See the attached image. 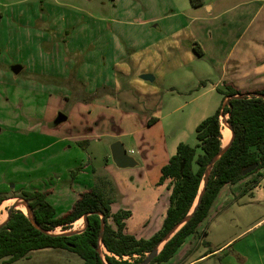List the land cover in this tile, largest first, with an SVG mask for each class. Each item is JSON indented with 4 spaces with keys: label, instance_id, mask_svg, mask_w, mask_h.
<instances>
[{
    "label": "rangeland",
    "instance_id": "rangeland-1",
    "mask_svg": "<svg viewBox=\"0 0 264 264\" xmlns=\"http://www.w3.org/2000/svg\"><path fill=\"white\" fill-rule=\"evenodd\" d=\"M235 2L0 0V191L18 194L22 190H48L46 200L55 209V216H61L72 208L79 197L77 191L99 184L97 178L106 176V189L113 188L110 195L115 200L111 204L113 208L138 207L135 221L141 222L145 215L153 216L148 227L149 231L154 228L158 220L155 216H159L162 206L153 205L151 192L140 179L139 170L147 166L152 172L158 164V155L167 150L173 138L196 146L197 125L222 103L224 96L220 90L226 88L227 82L219 81V67H215L210 53L212 42L204 35L209 25H218L219 21L209 23L205 17H210V10L216 14ZM172 12L176 13L174 17L167 18ZM155 16L162 17L161 28L156 31L148 23ZM170 23L176 27L173 36L168 28ZM186 24L189 26L182 28ZM189 36L195 39L194 47L200 45L199 59H190L185 52ZM257 37L264 40V9L242 42L252 38L257 41ZM173 41L179 49L175 56L180 59L171 57ZM219 54L217 50L216 55ZM16 62L26 66L21 73L12 71ZM117 66L130 73L129 78L135 81L133 85L144 90L148 86L160 89L157 96L137 97L148 114L159 120L132 137L119 139L127 149H134L140 161L135 168L111 167L114 162L110 146L115 138L92 137L87 145H82V139L73 136L84 132L90 121L86 114L89 105L85 103L91 95L86 92L95 93L99 89L102 93L93 100L104 97L111 88L108 78ZM151 69L157 79L149 84L140 75ZM191 79L194 88L181 94L171 91L172 86L179 88ZM216 83L218 89L207 90ZM213 106L216 110H210ZM203 115L206 116L201 120ZM133 117L135 122L131 125L130 118L128 128L143 125L137 115ZM221 121L225 129L224 119ZM162 142H166L165 146ZM106 165L110 166L106 168ZM99 169L106 175L97 173ZM162 199L168 205V200ZM17 200L16 197L4 203L0 220L8 206ZM237 207L225 212L236 230L264 211L257 204L252 210L237 212ZM17 209L27 213L24 205ZM109 222L113 223L111 217ZM83 226L80 219L70 229ZM62 231V227L55 229L57 233ZM6 260L0 264H84L77 253L52 247L34 250L11 263ZM199 264H213V259Z\"/></svg>",
    "mask_w": 264,
    "mask_h": 264
},
{
    "label": "trees",
    "instance_id": "trees-1",
    "mask_svg": "<svg viewBox=\"0 0 264 264\" xmlns=\"http://www.w3.org/2000/svg\"><path fill=\"white\" fill-rule=\"evenodd\" d=\"M194 49L199 55L202 54L199 45ZM220 92L224 99L230 95L245 93L230 85H226V88ZM254 92L264 94V86L249 91L250 96L230 99L223 108L225 114H230L228 120L235 132L234 141L223 156L214 163L206 191L192 218L164 244L149 264H161L173 257L186 237L196 232L200 222L206 218L224 185L236 183L250 175H255V180L260 178L259 171L264 168V98L253 95ZM101 93L98 89L89 99ZM222 103L212 115L207 116L197 125L195 130L197 145L191 146L180 142L176 153L162 167L159 184L170 179L168 187L171 193L168 196V207L162 226L151 237L138 238L126 232L125 220L131 216V211L120 209L112 212L111 204L115 200L110 195L113 188L108 191L106 176H99L97 178L99 184L80 193L72 208L61 216H55V209L46 200L48 190L19 192L16 197H23L28 201L37 222L46 230L54 231L57 227H62L64 231L68 230L74 222L90 213L88 223L80 233L50 235L37 229L22 210L14 208L7 223L0 228V262L7 259L6 261L11 263L28 256L34 250L52 247L77 253L84 260V264H105L97 251L101 231L99 213H102L105 218L102 242L108 252L104 253L107 263L141 264L158 242L192 209L206 168L222 147L220 117ZM152 121L154 120L150 119L148 122ZM182 163L183 167H181ZM254 164H257L254 170L243 174L245 169ZM13 197L15 196L0 194V205L4 200ZM110 217L113 223L109 222ZM124 256L134 260L122 259Z\"/></svg>",
    "mask_w": 264,
    "mask_h": 264
},
{
    "label": "crops",
    "instance_id": "crops-1",
    "mask_svg": "<svg viewBox=\"0 0 264 264\" xmlns=\"http://www.w3.org/2000/svg\"><path fill=\"white\" fill-rule=\"evenodd\" d=\"M263 9L264 0H236L234 4L216 14H214V11L212 12V10H210V17H205L209 19V23L214 20L219 21L218 25L215 24L214 26L211 24L207 30H204V35L212 42L210 53L213 56L215 67H219V81L223 80V82H227L226 85L233 86L242 92H249L264 86V40H260L257 37V41H254V38H252L242 42L249 32L250 26ZM175 14V12H172L167 18L174 17L173 15ZM226 15L227 19L225 20L224 17ZM161 19L162 17L155 16L148 23L156 31L157 28H161ZM173 25L174 23H170L168 26L171 30V36H173V33L176 31V27ZM188 26L189 25L186 24V26L184 25L182 28H187ZM188 38L190 42L184 47L186 49L185 52L188 53L190 59H199L201 54L199 55L196 53L193 46L195 42L193 40L195 39L190 36ZM170 48L172 50L171 57L180 59V57L175 56L179 51L176 42L173 41ZM217 50L220 52L218 55L219 57L216 55ZM16 64L20 63L16 62ZM25 68L26 66L22 65V69L19 73ZM145 73L153 74V81H156L157 76L153 69L145 70L141 75ZM129 76L130 73L127 70L122 71L119 70V68L116 69L108 78L107 82L111 88H109L104 97H99L94 100L92 98L88 103H85L89 105L86 114L90 116L87 117L90 121L88 122L87 128L84 129V132L73 135L74 138L82 139L80 142L82 145H87L92 137L102 139L104 136H111L115 138V141L119 140L121 137H132L137 132L149 128L159 120V117L153 116L152 113L148 114L144 103L137 97L157 96L160 94V89L155 86H148L149 89L144 90L142 87L133 85L135 81L130 79ZM141 79L148 81L149 84L153 82L142 77ZM247 84L249 87H247ZM174 87H171V91L181 94L186 90L194 88L195 82L191 79L177 86L179 88ZM209 87H207V90L214 88L218 89L219 83L210 85ZM86 93L90 95L95 94L94 90H90ZM216 106L209 108L210 110H214L217 108ZM134 115L138 116L139 123H143V125L135 129H130L127 126L130 123V118L132 120L131 125L134 124ZM205 116L206 115H203L201 120ZM65 118H67V116ZM150 119L154 121L149 123L148 121ZM113 126L115 127L114 129H112ZM172 140L167 150L158 155V164L152 172L147 166L139 170L140 179L144 182L145 188H148L151 192L153 205L155 208H158L160 205L162 207L159 216H155L158 220H156L154 224L159 227L155 225L156 228L151 227L150 231L148 225L153 216L145 215L141 222H136L135 215L138 213L136 209L138 207L129 210L131 211V216L125 220L126 232L138 238L151 237L161 228L160 226H162L166 216L168 205L164 203L162 198L165 197L166 200H168V196L171 193L168 183L171 180L167 179L164 183L159 184V179L162 167L167 164L171 156L176 153L177 146L181 142L176 138ZM162 143L163 146H165L166 142ZM127 151L138 161L137 165H139L140 161L134 155V149H127ZM144 155H146V153H144ZM114 165L116 166L114 163L111 167H115ZM137 165L129 168H135ZM109 166L110 165H106V168ZM112 171L119 173L118 170L115 169ZM97 173L106 175L101 169L97 170ZM259 173L261 176L258 180H255V175H250L236 183L224 185L217 194L208 215L198 225L196 232L188 235L173 257L164 263L199 264L205 261L209 262L213 259V264H264V211L259 212V215L252 220L243 222L246 225L242 223V227H240L239 230L232 228L227 219L228 216L225 214L226 211L237 206V212L245 209L252 210L251 208H254L255 204L260 205V208L264 210V168H262ZM118 186L120 188L122 187L121 184ZM88 189H90V187H84L82 191H77V194L80 195V193ZM123 189L125 190V187H123ZM51 191H54V189L52 188ZM0 193L8 194L10 197L15 196L4 200L0 205V209L5 202L13 201L17 195V193H10V191H0ZM111 207L113 212L122 209L120 206L113 208V205H111ZM9 208L10 206H8V209ZM230 227L232 228L231 231L222 234L225 230L231 229Z\"/></svg>",
    "mask_w": 264,
    "mask_h": 264
},
{
    "label": "water",
    "instance_id": "water-1",
    "mask_svg": "<svg viewBox=\"0 0 264 264\" xmlns=\"http://www.w3.org/2000/svg\"><path fill=\"white\" fill-rule=\"evenodd\" d=\"M22 69V65L21 64H15L12 66V71L15 73H19ZM142 78L146 79V80H150L153 81L154 80V75L151 73H145L141 75ZM251 94L249 92H245L242 94H235V95H230L225 97L223 103H222V111H221V119H224V124L230 129L231 131V138L230 140L226 143V144H222L221 149L219 150V152L212 158V160L210 161V163L208 164L206 171L204 173V178L202 180L197 198L195 200V203L192 207V209L190 210V212L179 222L177 223L171 230L170 232L163 238L161 239L158 244L147 254L146 258L144 259V261L141 264H149L157 255L158 253L161 251V249L163 248L164 244L185 224L187 223L193 216V214L195 213V211L197 210L198 206L201 203V200L203 198V195L206 191V186L208 184L209 181V176L212 170V167L214 165V163L219 160L223 154L229 149V147L232 145L234 138H235V132L232 128L231 123L229 122L228 118L230 116V114H228V118H226V114L223 112V108L228 104L230 99H234V98H241V97H245V96H250ZM253 95L255 96H260L264 98V94L263 93H258V92H254ZM62 117L64 118V116L62 115ZM222 122V121H221ZM110 150H111V157L113 162L116 164V166H118L119 168H129V167H134L138 164V161H136V159L130 155L124 145V143L121 140H116L114 141L111 146H110ZM183 163L181 165V167H183ZM257 167V164H254L250 167H248L247 169H245L243 171V174H247L249 172H251L252 170H254ZM19 200H17L16 202H13V204L10 206V208L8 209V213L6 216V219L4 221H0V228L5 225L7 223V221L9 220V217L11 215L12 209L17 207H20L22 205L25 206V209L27 211L26 215L28 216V218L30 219V221L33 223V225L39 229L40 231H42L43 233L46 234H50V235H58V234H66V235H72L75 233H80L82 232L88 223V215L90 213L85 214L82 218L83 222H84V226L82 229H68V230H63L62 232H55L54 231H49L46 230L44 228H42L40 226V224L37 222L36 217L32 211V208L30 206V204L28 203V201L23 198V197H17ZM23 211V210H22ZM101 215V231L99 233V237H98V245H97V251L100 253V256L102 258V260L104 261L105 264H108L106 259H105V254L106 253L104 251V249L106 250V248L104 247V244L102 242V234L104 232L105 229V218L103 216L102 213H99ZM79 219V220H80Z\"/></svg>",
    "mask_w": 264,
    "mask_h": 264
},
{
    "label": "bare ground",
    "instance_id": "bare-ground-1",
    "mask_svg": "<svg viewBox=\"0 0 264 264\" xmlns=\"http://www.w3.org/2000/svg\"><path fill=\"white\" fill-rule=\"evenodd\" d=\"M223 127L225 129H222V133H223L222 144H226L230 140V138H231V131H230V129L228 127H225V126H223ZM6 216H7V214L6 213H3L1 215V217H2V220L1 221H4L6 219Z\"/></svg>",
    "mask_w": 264,
    "mask_h": 264
},
{
    "label": "built area",
    "instance_id": "built-area-1",
    "mask_svg": "<svg viewBox=\"0 0 264 264\" xmlns=\"http://www.w3.org/2000/svg\"><path fill=\"white\" fill-rule=\"evenodd\" d=\"M116 258L121 259L119 256H116ZM122 259L131 260V258L129 256H124V257H122Z\"/></svg>",
    "mask_w": 264,
    "mask_h": 264
}]
</instances>
